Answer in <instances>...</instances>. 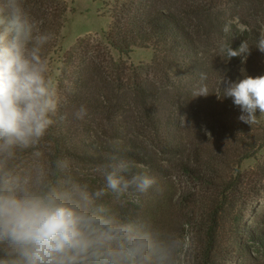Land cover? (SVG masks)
<instances>
[{"label": "trees", "instance_id": "16d2710c", "mask_svg": "<svg viewBox=\"0 0 264 264\" xmlns=\"http://www.w3.org/2000/svg\"><path fill=\"white\" fill-rule=\"evenodd\" d=\"M21 2L41 32L54 36L44 49L49 59L60 48L68 2ZM243 2L199 0L191 8L185 0H114L108 29L101 38H77L63 54L56 77L60 102L48 139L56 154L71 162L72 174L81 183L101 186L79 174L77 165L95 168L118 145L123 156L156 177L157 184L150 188L156 193L165 189L171 169L213 192L219 203L214 218L205 229L200 226L195 246L188 243L193 264H227L233 253L250 254L252 245L264 251V220L249 208L255 190L241 170L245 159L264 151V120L257 114L252 126L240 121V108L223 96L225 81L264 75V52L256 47L264 32V0H250L254 24L240 13ZM179 3L185 8L175 6ZM233 15L241 16L247 27L234 24ZM225 25L230 26L227 32ZM245 40L250 46L247 59L227 60L221 45L235 49ZM136 48L153 50L150 65L128 66L123 61ZM201 83L212 93L192 98ZM81 105L87 114L77 120L73 113ZM62 115L67 118L61 120ZM242 199V217L234 232L237 251H230L221 246L215 214L235 209ZM103 202L111 205L112 196ZM112 206L124 218L163 231L157 217L147 219L129 204Z\"/></svg>", "mask_w": 264, "mask_h": 264}, {"label": "clouds", "instance_id": "9594fccd", "mask_svg": "<svg viewBox=\"0 0 264 264\" xmlns=\"http://www.w3.org/2000/svg\"><path fill=\"white\" fill-rule=\"evenodd\" d=\"M53 38L21 0H0V264H178L186 238L124 218L112 206L141 205L138 194L157 184L155 176L113 145L94 168L102 185L91 188L56 154L48 137L60 100L44 52ZM256 47L264 52V32ZM221 49L227 60L250 54L246 40ZM225 83L223 96L240 108L238 119L256 124L257 112L264 115V75ZM210 93L201 83L191 97ZM86 114L81 105L73 116ZM109 194L111 205L103 202Z\"/></svg>", "mask_w": 264, "mask_h": 264}, {"label": "rangeland", "instance_id": "374dc122", "mask_svg": "<svg viewBox=\"0 0 264 264\" xmlns=\"http://www.w3.org/2000/svg\"><path fill=\"white\" fill-rule=\"evenodd\" d=\"M69 5L67 20L60 35V48L57 53L51 55L49 60V75L56 81L59 74L58 68L61 66L63 54L75 43L77 38L87 35L101 38L102 32L107 30L110 23V8L114 5V0H66ZM190 3L191 8L199 0H185ZM243 8H239L241 15H247V21L255 23L252 13L250 0H243ZM184 2V1H183ZM180 9L184 5L175 4ZM236 11V10H235ZM230 16L231 12L226 11ZM232 21L240 29L246 28L242 23V17L236 15ZM114 58L119 59L116 51L113 52ZM153 50L136 48L129 56H124L123 61L128 66H141L145 68L152 63ZM259 115V113L257 112ZM264 120V115H260ZM264 151L258 153L254 158L245 159L241 170L248 180V184L255 190L251 196L249 208L252 212H257L264 220ZM263 165V166H262ZM79 174L87 176L91 180H97L102 185V180L94 173V167L77 165ZM163 192L156 193L154 189H149L146 193L138 194L141 205L129 203L139 210L142 215L150 219L157 217L159 226L163 227L162 232L172 233L181 238H186L192 246L197 244V232L200 226L205 229L211 224L214 211L219 205L216 197L204 187L190 180L185 174L177 169H171L169 176L165 179ZM111 195V194H110ZM186 198V201L182 200ZM243 200L238 202L235 209H228L225 212L219 211L215 214V219L219 224V234L221 246L230 251L236 249L234 232L236 222L241 219ZM250 218V217H249ZM259 219V218H258ZM260 220V219H259ZM188 222V224H186ZM213 225V224H212ZM205 226V227H204ZM264 227V224L262 225ZM237 251V249H236ZM230 259V257H229ZM227 264H264V251L258 246H251V253L246 255L240 252L233 253L231 261ZM178 264H193L190 250L186 249L180 254Z\"/></svg>", "mask_w": 264, "mask_h": 264}]
</instances>
